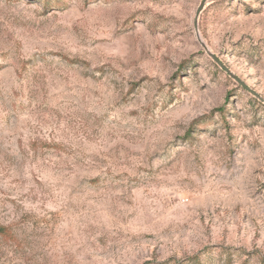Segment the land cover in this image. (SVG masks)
Returning a JSON list of instances; mask_svg holds the SVG:
<instances>
[{"label":"rangeland","instance_id":"obj_1","mask_svg":"<svg viewBox=\"0 0 264 264\" xmlns=\"http://www.w3.org/2000/svg\"><path fill=\"white\" fill-rule=\"evenodd\" d=\"M202 1L0 0V264H264V102L203 46L264 99V0Z\"/></svg>","mask_w":264,"mask_h":264},{"label":"water","instance_id":"obj_2","mask_svg":"<svg viewBox=\"0 0 264 264\" xmlns=\"http://www.w3.org/2000/svg\"><path fill=\"white\" fill-rule=\"evenodd\" d=\"M208 0H203L200 4V6L197 9V13H196V17H195V21H194V25L195 28L198 29V17L199 14L201 13V11L203 10L206 2ZM203 44V43H202ZM203 46L207 49L209 56L217 63V65L224 70L230 77H232L235 81H237L240 85H242L246 90H248L252 95H254L255 97H257L259 100H261L262 102H264V99L258 94L256 93L254 90H251L250 88H248L245 83H243L227 66H225L219 59L218 57H216L214 54H212L207 46L205 44H203Z\"/></svg>","mask_w":264,"mask_h":264},{"label":"trees","instance_id":"obj_3","mask_svg":"<svg viewBox=\"0 0 264 264\" xmlns=\"http://www.w3.org/2000/svg\"><path fill=\"white\" fill-rule=\"evenodd\" d=\"M5 232H6V231H5V229H1V233H3V234H4Z\"/></svg>","mask_w":264,"mask_h":264}]
</instances>
